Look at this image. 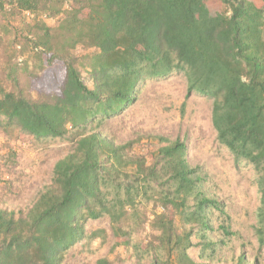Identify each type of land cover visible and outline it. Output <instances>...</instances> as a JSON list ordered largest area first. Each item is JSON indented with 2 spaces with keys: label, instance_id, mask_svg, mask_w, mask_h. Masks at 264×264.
Masks as SVG:
<instances>
[{
  "label": "trees",
  "instance_id": "obj_1",
  "mask_svg": "<svg viewBox=\"0 0 264 264\" xmlns=\"http://www.w3.org/2000/svg\"><path fill=\"white\" fill-rule=\"evenodd\" d=\"M204 1L0 0L1 20L9 22L7 5L56 19L24 21L25 31L13 34L14 53L2 52L0 129L36 147L50 139L72 145L31 207L0 208V264H63L72 248L97 236L87 233L88 222L104 217L119 239L113 250L129 251L130 264H260L245 251L222 254L240 234L209 191L208 175L190 165L185 141L138 134L118 142L103 130L138 100L144 80L181 75L186 100H211L217 142L235 166L256 172L264 208V0H217L219 16ZM21 44L49 55L48 63H65L58 93L32 91L34 73L16 54ZM145 139L157 148L134 154ZM151 205L162 217L150 219Z\"/></svg>",
  "mask_w": 264,
  "mask_h": 264
},
{
  "label": "rangeland",
  "instance_id": "obj_2",
  "mask_svg": "<svg viewBox=\"0 0 264 264\" xmlns=\"http://www.w3.org/2000/svg\"><path fill=\"white\" fill-rule=\"evenodd\" d=\"M254 2L262 6L259 0ZM5 7L11 11L7 15L9 22L0 19V26H8L7 33L0 31V56L5 48L14 53L13 34L25 31L24 21L38 18L50 25L56 21L40 13L31 15ZM204 8L211 16L225 12L217 0H205ZM16 41L23 44L22 39ZM22 44L16 54L19 62H25L34 73L32 91L58 93L65 79V63L62 60L48 63L49 55L37 51L33 44L25 47ZM0 83L7 88L1 78ZM186 90L187 83L181 75L146 79L138 88V100L123 113L108 119L103 130L118 142L134 141L138 134L185 141L190 165L201 167L208 175L209 191L226 204L233 231L240 234L224 247L222 254L233 257L245 251L249 259L264 264V243L260 241L264 239V208L258 193L257 174L250 166L236 167L231 153L217 142L211 122V100L199 94L186 100ZM71 148V143L62 139H50L36 147L28 137L9 139L0 129V208L18 212L31 207L42 188L52 182L55 163ZM156 148V141L145 139L135 145L134 154L147 155ZM148 211L150 219L163 215V210L153 205ZM86 229L88 234L95 232L97 236L72 248L63 264H96L103 257H109L115 264H122L121 261L130 264L129 251L121 246L113 250L119 239L108 217L89 221ZM198 253V248L189 251L196 260H199Z\"/></svg>",
  "mask_w": 264,
  "mask_h": 264
}]
</instances>
